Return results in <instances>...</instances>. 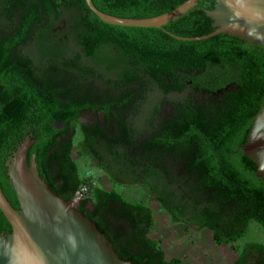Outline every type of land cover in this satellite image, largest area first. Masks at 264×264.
Returning <instances> with one entry per match:
<instances>
[{
    "label": "trees",
    "instance_id": "1",
    "mask_svg": "<svg viewBox=\"0 0 264 264\" xmlns=\"http://www.w3.org/2000/svg\"><path fill=\"white\" fill-rule=\"evenodd\" d=\"M92 1L108 15L145 19L187 0ZM215 4L202 0L156 29L107 24L86 0H0V187L11 205L19 208L6 161L30 136L28 162L36 158L65 200L88 187L77 209L120 259L182 264L150 238L151 208L82 178L75 149L113 184L147 188L172 225L210 230L217 246L240 252L234 264H264V245H235L252 223L264 231V181L242 151L264 107V48L225 34L171 36L211 33L204 10ZM154 91L181 97L155 103ZM11 230L0 210V232Z\"/></svg>",
    "mask_w": 264,
    "mask_h": 264
},
{
    "label": "water",
    "instance_id": "2",
    "mask_svg": "<svg viewBox=\"0 0 264 264\" xmlns=\"http://www.w3.org/2000/svg\"><path fill=\"white\" fill-rule=\"evenodd\" d=\"M201 1L187 0L168 13L145 19L111 16L97 9L92 0L86 3L107 24L163 29ZM204 13L212 20L211 33L196 38L171 36L197 42L225 34L264 48V0H216L214 9ZM36 141L26 137L6 161L19 208L11 205L0 187V210L12 227L10 234L0 232V264H134L120 259L95 222L74 206V198L65 200L50 189L34 156L28 162ZM242 151L257 166V178L264 181V107L254 118Z\"/></svg>",
    "mask_w": 264,
    "mask_h": 264
},
{
    "label": "rangeland",
    "instance_id": "3",
    "mask_svg": "<svg viewBox=\"0 0 264 264\" xmlns=\"http://www.w3.org/2000/svg\"><path fill=\"white\" fill-rule=\"evenodd\" d=\"M73 50L78 47L72 43ZM150 99L155 103L165 104L174 101L181 96L173 94L163 96L159 92H150ZM91 116H86L83 121H88ZM80 137V135L78 136ZM73 158L78 165L82 178H91L94 187H100L106 191H115L128 202H143L153 211L155 224L150 238L156 241L164 251L166 259L178 258L182 264H234L239 258L240 252H235L230 245L217 246L213 240L212 232L208 229H186L181 225H172L166 211L161 209L159 203L149 196L145 187H124L115 185L102 170L93 167V163L87 157H80L75 149ZM74 206L77 208L80 200L75 197ZM260 243L264 245L263 228L252 223L247 236L239 240L235 245L241 250L247 243Z\"/></svg>",
    "mask_w": 264,
    "mask_h": 264
},
{
    "label": "built area",
    "instance_id": "4",
    "mask_svg": "<svg viewBox=\"0 0 264 264\" xmlns=\"http://www.w3.org/2000/svg\"><path fill=\"white\" fill-rule=\"evenodd\" d=\"M87 191H88V187L83 186V188L77 193L76 197H78L79 200H82L85 197Z\"/></svg>",
    "mask_w": 264,
    "mask_h": 264
}]
</instances>
